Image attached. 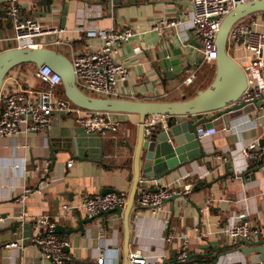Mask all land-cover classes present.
<instances>
[{
	"label": "crops",
	"instance_id": "1",
	"mask_svg": "<svg viewBox=\"0 0 264 264\" xmlns=\"http://www.w3.org/2000/svg\"><path fill=\"white\" fill-rule=\"evenodd\" d=\"M12 1L0 0V53L16 47L14 23L7 15ZM14 1L23 19H37L46 27L64 29L38 42L41 47L58 49L71 61L74 56L102 45V39L88 37L85 30L132 27L136 35L115 56L118 63L129 68L131 75L119 84L121 98L182 101L215 79V64L203 60L196 72L184 79L169 82L166 87L159 82L154 84L157 77L153 67L158 63L160 50L174 44L194 54V46L201 45L192 27V6L187 0H121L115 10L106 3L99 4L101 0ZM255 18L262 30L264 14ZM172 19L180 21L179 25L170 26L163 34L153 29L157 23ZM58 40L60 43H56ZM229 52L246 70L250 87L264 79V71L252 67L249 53L243 47L229 45ZM29 74L30 70L13 71L7 76L2 92L43 89V84L33 78L25 81ZM192 75H195L193 83L184 85L183 81ZM112 121L116 131L101 136L89 133L74 116L56 111L47 132L0 137V264H51L33 240L36 221L42 216L51 217L57 227L63 225L67 229H77L79 221L94 217L91 224L85 225V234L58 233L70 241L68 251L76 264H98L101 257L108 261L105 264H123L125 213L91 216L81 206L84 200L102 195L105 190L129 193V197L132 192L140 119L135 114H114ZM217 128V135L203 141L208 157L189 168V172L150 182L146 187L140 183L129 216L130 249L132 254L141 253L146 264H173L185 242L190 257L206 264H213L214 260L212 249H204L210 243L217 245L219 253L228 252L217 264H252L250 257H256V254L243 255L235 246L240 241L234 243L224 235V228L240 215L243 221L260 230L258 240L264 239V160H247L242 155L248 144L264 139V100L261 107L230 122V129L224 124ZM53 148L58 149L54 150L55 163L44 161L52 155ZM222 156L227 162H223ZM255 169H258L255 180L235 176ZM207 171L210 174L204 181L212 186L191 193L192 203L187 198L168 200L158 213L139 204L142 188L179 189L183 187L184 175L193 174L189 181L196 183L199 181L196 176ZM26 189L31 192L26 194ZM65 205L72 209H65ZM16 222L20 226L13 229ZM166 227L174 234L169 243H164ZM10 244L16 246H6ZM227 246L231 247L224 250Z\"/></svg>",
	"mask_w": 264,
	"mask_h": 264
},
{
	"label": "built area",
	"instance_id": "2",
	"mask_svg": "<svg viewBox=\"0 0 264 264\" xmlns=\"http://www.w3.org/2000/svg\"><path fill=\"white\" fill-rule=\"evenodd\" d=\"M192 6V27L200 40L204 61L215 64L218 57L216 38L224 17L228 15L238 4L237 0H187ZM254 0H241L242 3ZM264 14V13H263ZM8 18L14 23L16 42L15 48L41 47L38 39L52 33L64 31L60 27H46L37 19H23L19 5L13 0L8 7ZM256 15L242 19L235 24L229 34V45L241 46L251 58L252 67L258 71H264V28L258 29ZM180 21L172 19L170 22L161 21L153 29L163 34L167 28L178 26ZM88 37L102 39V45L93 51L78 54L73 57L72 63L75 70L78 87L91 95L109 98H121L119 84L129 78V68L115 60L120 47L134 38L135 31L132 27H111L109 29L85 30ZM56 43H60L58 40ZM37 77L46 84V88L33 92L18 90L0 95V137L8 138L18 133H43L50 130L54 112L72 115L76 122L86 128L89 133L105 136L115 132V123L112 121L114 113L86 111L70 102L66 97L58 94V88L62 86V78L59 73L44 65L37 70ZM263 78V77H262ZM195 75L185 79L184 85H191ZM264 100V79L248 89L240 98L239 103H251L255 100ZM165 117H149L145 123V132L150 134L159 123L164 122ZM198 140L203 142L218 134L217 126H200L197 130ZM245 159L260 158L264 160V145L252 142L242 149ZM223 162L227 158L223 157ZM72 163L69 164L71 166ZM17 167V166H16ZM19 167V166H18ZM210 171L196 176L199 181L207 179ZM193 174L188 173L182 177L181 187L184 196H189L193 190V183L189 181ZM178 189L168 186H159L156 190L142 188L140 190L139 204L151 209L154 213L162 211L165 202L171 199ZM30 189L25 193L29 194ZM129 202V193H108L95 195L82 202V207L91 216H97L103 212L123 208ZM70 210V205H65ZM236 218V217H235ZM36 235L34 242L40 247L42 255L51 264H76L72 254L67 250L70 241L57 232V223L49 216H42L36 221ZM224 235L231 238L234 243L238 241H255L260 238V230L254 228L249 222L243 221L239 215L236 220L230 222L224 228ZM174 239V234L166 227L164 243ZM6 246H16L10 244ZM187 242L182 245L173 264H206L200 260H193L188 252ZM133 264H146L145 259H137L132 254ZM98 264H105L103 257Z\"/></svg>",
	"mask_w": 264,
	"mask_h": 264
},
{
	"label": "water",
	"instance_id": "3",
	"mask_svg": "<svg viewBox=\"0 0 264 264\" xmlns=\"http://www.w3.org/2000/svg\"><path fill=\"white\" fill-rule=\"evenodd\" d=\"M121 0H101L99 4H107L112 10L120 6ZM237 6L222 20L217 33L216 47L218 57L215 61V79L204 90L188 100L182 101H142L125 98H109L94 96L82 91L76 83V74L71 59L58 51L47 47H26L14 48L0 53V95L7 76L12 71L23 64H34L37 68L44 65L50 66L53 71L60 74L65 97L72 102L75 107L92 112H111L114 114H135L139 116L138 142L136 146L134 165H133V188L129 197L128 207L106 211L101 215L108 216L113 212L125 213V234H124V254L123 264H133L132 252L130 249V224L129 216L134 207L137 192L140 186L146 187L150 182H157L168 178L174 174L183 175L189 172L202 159L208 157V153L203 142L198 140L197 130L200 126L213 127L225 125L230 129V122L240 119L245 114H249L256 107H261L263 99L255 100L251 103H239L240 98L249 87V78L246 70L235 60L229 52V34L232 27L238 21L247 17L264 13V0H254L242 3L237 0ZM194 46V45H193ZM184 46L176 47L171 44L168 49L159 51L158 63L153 67L157 77L156 84L159 82L164 87L169 82H176L195 70L202 64L204 54L201 45L194 46L195 53L186 51ZM153 116H163L165 121L157 125L150 133L145 132L147 118ZM264 145V139L260 142ZM54 150L52 155L45 158L46 162L55 163ZM69 151V150H68ZM254 172H244L235 175L237 178L245 180H255ZM212 184L207 181L193 183L191 193L199 192ZM181 188L169 199L176 202L178 199L187 198ZM112 192L103 191L102 195ZM190 193V194H191ZM94 217L79 221L77 229H67L63 225L57 227L59 234L70 235L73 232L86 233L85 225L91 224ZM20 226L16 222L13 229ZM235 246L246 257H250L252 264L264 263V239L255 241L241 240ZM231 246L224 247V250ZM212 249L214 258L213 264L228 254L219 253L216 244H208L204 249ZM68 250V249H67ZM137 259L144 260L141 253Z\"/></svg>",
	"mask_w": 264,
	"mask_h": 264
},
{
	"label": "trees",
	"instance_id": "4",
	"mask_svg": "<svg viewBox=\"0 0 264 264\" xmlns=\"http://www.w3.org/2000/svg\"><path fill=\"white\" fill-rule=\"evenodd\" d=\"M260 14H261V13H260ZM27 65H29V66H33V67L36 69V71L38 70V68H37L34 64H23V65H20L19 67H23V66H27ZM36 73H37V72H36ZM37 74H38V73H37ZM37 74H36V77H37ZM37 79H38V81H39L40 83L43 84L44 88L47 87L46 84H45L42 80H40L38 77H37ZM212 81H213V79H211L210 82H208L207 84H205V85L202 87V90L206 89V88L212 83ZM58 94L61 95V96H64V97H65V92H64V88H63V86H60V87H59ZM196 94H197V91H194V92H193L192 94H190L188 97H184V100H185V99L192 98V97H195Z\"/></svg>",
	"mask_w": 264,
	"mask_h": 264
},
{
	"label": "rangeland",
	"instance_id": "5",
	"mask_svg": "<svg viewBox=\"0 0 264 264\" xmlns=\"http://www.w3.org/2000/svg\"><path fill=\"white\" fill-rule=\"evenodd\" d=\"M22 70H30V74L28 76H26L25 81L30 80L32 78L38 81V79L36 77V74H37L36 72L37 71H36V69L33 66L27 65V66H23V67H17L13 71L14 72L19 71L21 73ZM94 95H97V94H94Z\"/></svg>",
	"mask_w": 264,
	"mask_h": 264
}]
</instances>
